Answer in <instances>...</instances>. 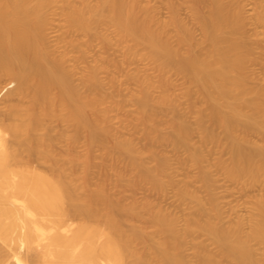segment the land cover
I'll list each match as a JSON object with an SVG mask.
<instances>
[{"label": "bare ground", "instance_id": "obj_1", "mask_svg": "<svg viewBox=\"0 0 264 264\" xmlns=\"http://www.w3.org/2000/svg\"><path fill=\"white\" fill-rule=\"evenodd\" d=\"M57 1L0 0V77L7 75L10 79V85L0 87V98L31 96L25 109L21 108L23 104H8V120L0 117V264H187L184 256L172 248L196 228L209 232L235 264H261L263 260H259L252 240L264 249V208L260 216L253 217L248 232L240 221L231 227L215 219L197 218L189 220L181 231L176 216L155 213L158 237L142 248L135 242L136 229L124 228L121 220L130 213L139 216L140 210L115 203L104 186L97 191L91 189L88 171L81 189L73 174L57 162L49 138L37 134L46 127L47 117L64 111L77 131L88 132L92 143L97 140V130L109 131L112 121L111 105L99 90L102 81L98 66H91L85 74L83 90L72 80L74 72L65 64L66 53L55 58L46 46L50 23L47 8ZM191 1L194 19L203 30L200 39L175 4L171 16L161 19L150 11L139 15L145 9L141 0H81V4L63 0V15L70 26L86 32L97 27L112 28L124 45V60L128 57V62L136 56L137 46L147 49V57L162 74L159 84L148 75L139 78L131 74L141 85L138 113L146 125L156 120L155 111L149 108L155 99V87L163 91L155 101L169 106L175 102L167 92L170 80L166 70L174 68L197 84L210 105L209 116L231 138L226 146L231 159L223 168L225 174L239 182L256 180L264 169V152L259 153L263 157L249 152L236 139H247L258 128L264 130V125L246 110L257 107L259 101L248 98L252 90L245 85L246 44L236 35L243 25V11L230 8L226 0ZM257 17L264 23V12ZM106 38V42L111 41ZM120 102L112 103L121 107ZM199 113L202 121L203 113ZM171 123L170 137L188 144L190 126L175 119ZM146 130L154 140L149 127ZM204 132V137L218 141L214 132ZM133 144L120 141L132 162L141 165L144 178L159 182L165 162L160 161L154 168L145 166L142 150ZM42 147L52 161L50 171H40L36 166L34 156ZM22 152L29 154L28 160H23ZM203 156L198 150L192 153L195 161ZM13 162L19 167L11 165ZM191 195L198 211H206L202 198L196 192ZM203 260L215 264L211 255H204Z\"/></svg>", "mask_w": 264, "mask_h": 264}, {"label": "rangeland", "instance_id": "obj_2", "mask_svg": "<svg viewBox=\"0 0 264 264\" xmlns=\"http://www.w3.org/2000/svg\"><path fill=\"white\" fill-rule=\"evenodd\" d=\"M74 1L76 4L82 3L81 0ZM226 1L230 8H241L243 11V25L236 35L246 44L243 48L246 55L245 85L252 90L248 98L259 101L257 107L246 110L264 125V23L257 17L259 12H264V0ZM141 2L145 9L140 10L139 15L150 11L161 19L171 16L172 5L175 4L179 15L194 31L196 38L202 37L203 30L194 19L191 0ZM63 4V0H58L47 8L50 23L47 26L46 46L55 58L66 53L65 64L74 72L72 80L83 90L85 74L91 66H98L102 81L99 90L107 96V103L111 105L112 121L109 131L102 128L97 130V140L92 143L88 140V132L77 131L64 111L58 110L52 117H47L46 127L37 131V134L49 138L57 162L73 174L76 185L81 189L88 171L91 189L97 191L100 186H104L115 203L133 205L140 210L139 216L130 213L121 217L124 228L136 229L138 232L135 242L139 247H148L150 241L158 237L154 214L159 212L176 216L181 231L192 218L200 221L215 219V222L231 227L240 221L246 232L250 231L251 220L260 216L264 208V169L258 173L256 180L248 178L239 182L227 177L223 168L231 159L226 147L231 138L209 116L210 105L204 100L200 87L174 68L166 70V77L170 80L167 92L175 102L169 106L155 101L163 92L160 87H155V99L150 101L149 108L155 111L156 120L146 125L138 113L137 100L142 94L141 85L131 74H138L139 78L148 75L156 85L159 84L162 74L147 57V49L139 45L133 60L129 58L128 62V57L124 60V45L112 28L106 30L97 27L92 32H86L72 27L63 15ZM171 32L174 33L173 27ZM106 37H110L111 41L106 42ZM8 85L9 77L1 76V89ZM7 97L0 98V117H4L3 120H8V104H23L21 108L25 109L31 98H22L18 94ZM115 100L121 101L122 106H113ZM200 111L203 113L202 121L199 118ZM172 119L190 126L188 144L177 143L170 137ZM148 127L154 138L160 139L149 138L146 134ZM204 130L214 132L218 141L204 137ZM247 137L238 136L236 139L249 152L258 155L264 152L263 129H255ZM125 140L142 150L141 160L145 166L154 168L160 161L165 162L164 172L158 175L159 182L144 178L141 165L132 162L121 147L120 141ZM194 150L204 154L201 161L193 159ZM34 157L40 171H50L52 161L46 158L43 147ZM22 158L28 160L29 154L22 152ZM11 165L16 166L14 162ZM4 182L9 186L7 180ZM191 192H196L202 198L206 211H198ZM252 244L255 251H259L257 255L259 260H263L262 264L263 245L256 240H252ZM173 247L172 251L181 253L187 264H205L202 261L204 255H211L215 264H235L233 259L222 253L221 246L212 235L201 228L190 231L186 239Z\"/></svg>", "mask_w": 264, "mask_h": 264}]
</instances>
